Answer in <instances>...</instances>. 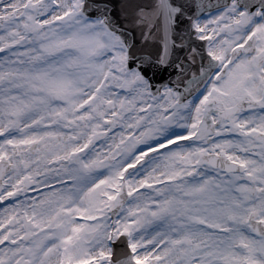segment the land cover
<instances>
[{
  "label": "snow or ice",
  "instance_id": "snow-or-ice-1",
  "mask_svg": "<svg viewBox=\"0 0 264 264\" xmlns=\"http://www.w3.org/2000/svg\"><path fill=\"white\" fill-rule=\"evenodd\" d=\"M0 264H264V0H0Z\"/></svg>",
  "mask_w": 264,
  "mask_h": 264
}]
</instances>
